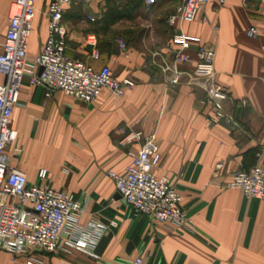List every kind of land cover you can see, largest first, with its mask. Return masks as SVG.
Here are the masks:
<instances>
[{"label": "crops", "instance_id": "1", "mask_svg": "<svg viewBox=\"0 0 264 264\" xmlns=\"http://www.w3.org/2000/svg\"><path fill=\"white\" fill-rule=\"evenodd\" d=\"M13 1L0 0V49ZM101 1L66 8L67 54L96 69L108 65L117 79L135 84L123 97L105 89L92 102L60 90L47 96L44 85L30 82L36 72L33 60L48 36V19L41 12L47 1L36 3L26 72L11 121L18 136L7 148L9 162L30 183L61 190L84 208L78 222L65 230L62 248L42 255L45 262L264 264V199L227 187L237 172L264 165V17L259 0H210L194 22L171 25L168 17L176 9L166 25H152L148 39L136 45L107 24ZM121 1L153 8L168 0ZM251 27L258 31L255 37L248 35ZM179 29L190 41L187 50L175 42ZM91 36L98 59L90 57ZM200 46L215 50L213 80L227 94L219 104L225 118L213 125L207 118L218 105L208 101L204 79L194 73ZM177 52L187 53L189 60L177 62ZM136 131L158 145L161 161L154 171L169 177L182 195L186 225L138 213L108 176L110 170L122 172L131 160L129 152L140 149L141 143H123ZM41 169L47 170L44 180ZM85 235L94 241L89 251L71 245ZM11 259L0 250V264H13ZM27 260L19 258L21 264Z\"/></svg>", "mask_w": 264, "mask_h": 264}, {"label": "built area", "instance_id": "2", "mask_svg": "<svg viewBox=\"0 0 264 264\" xmlns=\"http://www.w3.org/2000/svg\"><path fill=\"white\" fill-rule=\"evenodd\" d=\"M46 1L41 12L48 19V36L42 51L33 60L36 72L31 75L30 82L44 85L47 96L53 90H60L82 102L96 100L105 89L116 97H123L133 88V80L117 79L108 65L96 69L67 54L64 12L73 3L91 0ZM146 1L154 3L156 0ZM209 1L183 0L177 11L168 17V22L171 25L194 22ZM218 1L225 4L227 0ZM36 3L37 0H14L11 3L7 30L0 49V75L4 77L0 82V250L11 254L13 264H21V256L28 258L26 264H47L42 255L62 248L65 230L70 224L77 223L84 211L81 202L67 193L48 184L30 183L27 174L10 166L9 162L7 148L18 136L11 121L26 72L29 41L37 13ZM259 4L264 17V0H259ZM88 19L95 20L92 16H88ZM203 21H207L205 16ZM257 33L255 27L248 30L251 37ZM88 42L92 46L90 57L98 59L100 54L96 49V38L91 36ZM175 42L181 50L190 47L188 36L180 29L175 35ZM119 44L123 51L126 50L123 41ZM197 54L199 63L194 73L204 79L208 101L218 105L217 111L207 118V123L217 124L225 118L219 104L227 99V94L213 80L216 52L211 47L200 46ZM175 59L182 63L189 60V55L177 52ZM123 143H141V147L137 152H129L131 160L122 172L108 171L116 191L138 213L160 222L186 225L182 195L169 177L154 171L161 161V154L152 137L145 136L141 131L131 132L125 136ZM46 176L47 170L41 169L39 178L44 180ZM227 187L240 189L249 197L264 199V165L255 164L237 172ZM93 244V239L87 235L71 241L72 246L86 251Z\"/></svg>", "mask_w": 264, "mask_h": 264}, {"label": "rangeland", "instance_id": "3", "mask_svg": "<svg viewBox=\"0 0 264 264\" xmlns=\"http://www.w3.org/2000/svg\"><path fill=\"white\" fill-rule=\"evenodd\" d=\"M126 3L121 0H103L99 8L102 17L116 29L118 36L136 45L148 39L152 25H166L167 17L181 5L182 0H168L153 8L138 2L132 5Z\"/></svg>", "mask_w": 264, "mask_h": 264}]
</instances>
